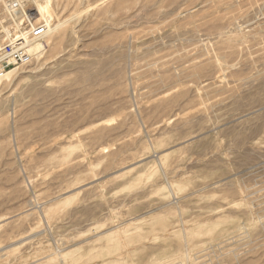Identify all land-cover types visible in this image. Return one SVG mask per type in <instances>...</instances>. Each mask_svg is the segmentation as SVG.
Masks as SVG:
<instances>
[{"label":"rangeland","instance_id":"rangeland-1","mask_svg":"<svg viewBox=\"0 0 264 264\" xmlns=\"http://www.w3.org/2000/svg\"><path fill=\"white\" fill-rule=\"evenodd\" d=\"M11 1L0 264H264V0Z\"/></svg>","mask_w":264,"mask_h":264},{"label":"built area","instance_id":"built-area-1","mask_svg":"<svg viewBox=\"0 0 264 264\" xmlns=\"http://www.w3.org/2000/svg\"><path fill=\"white\" fill-rule=\"evenodd\" d=\"M13 1V2H12ZM9 3L10 8L6 11L14 12L17 5L14 0ZM11 5H14L11 7ZM7 7V6H6ZM6 19L3 12L0 11V76L8 72L14 66H23L32 60L33 53L29 48L30 39L27 33H22L20 25L17 26L15 20ZM37 30L35 36H37Z\"/></svg>","mask_w":264,"mask_h":264},{"label":"bare ground","instance_id":"bare-ground-1","mask_svg":"<svg viewBox=\"0 0 264 264\" xmlns=\"http://www.w3.org/2000/svg\"><path fill=\"white\" fill-rule=\"evenodd\" d=\"M35 18H36V16H34ZM230 71V70H229ZM1 77V76H0ZM161 155H159V157H160ZM137 164V163H136ZM133 165H134V163H133ZM132 165V166H133ZM131 169V168H130ZM125 170V169H124ZM126 171V170H125ZM127 171H129V169L127 170ZM122 172V171H121ZM127 173V172H126ZM117 174V173H116ZM103 178V177H102ZM100 180V179H99ZM96 181V180H95ZM92 182H94V181H92ZM84 185V184H83ZM79 186H82V185H79ZM80 188L81 187H75L74 189L78 192V190H80ZM73 189V190H74ZM171 191V190H170ZM75 194H76V192L75 193H67V195H64L63 197H62V201L61 202H64V203H66V202H69L72 198H73V196H75ZM60 198H61V196H60ZM2 220V219H1ZM116 240V239H115ZM115 245V244H114ZM117 245H118V243H117ZM167 249H165V251H166ZM165 253V252H164ZM163 253V254H164ZM162 254V255H163ZM166 254V253H165ZM165 254L163 255V256H165ZM167 262V261H166Z\"/></svg>","mask_w":264,"mask_h":264}]
</instances>
